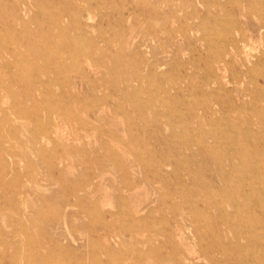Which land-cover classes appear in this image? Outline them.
<instances>
[{"label":"rangeland","instance_id":"rangeland-1","mask_svg":"<svg viewBox=\"0 0 264 264\" xmlns=\"http://www.w3.org/2000/svg\"><path fill=\"white\" fill-rule=\"evenodd\" d=\"M263 170L264 0H0V264H264Z\"/></svg>","mask_w":264,"mask_h":264},{"label":"bare ground","instance_id":"bare-ground-1","mask_svg":"<svg viewBox=\"0 0 264 264\" xmlns=\"http://www.w3.org/2000/svg\"><path fill=\"white\" fill-rule=\"evenodd\" d=\"M202 1V0H201ZM99 2V1H98ZM101 4V3H100ZM51 8V7H50ZM207 12H208V10H207ZM257 14V13H256ZM63 15V14H62ZM186 20V19H185ZM23 22H25V21H23ZM210 23V22H209ZM214 23H215V20H214ZM262 28V27H261ZM220 30V29H219ZM221 32H222V30H221ZM190 36V35H189ZM235 41V40H234ZM91 42V41H90ZM52 47H55V48H59V47H61V44L60 43H58V42H56ZM201 48V47H200ZM21 52V51H20ZM220 57V56H219ZM21 59H22V57H20ZM24 60V59H23ZM248 61H251V58L248 60ZM30 62V61H29ZM147 65L150 67V64L149 63H147ZM257 66V63H254L253 62V67H249V72H252L253 71V69L255 68ZM73 67V66H72ZM258 72V71H257ZM157 84V83H156ZM260 85V84H259ZM178 113V112H177ZM180 113H181V111H180ZM183 113V112H182ZM260 113V112H259ZM220 120V119H219ZM71 121V120H70ZM217 121V120H216ZM221 121V120H220ZM202 122V121H201ZM131 123V122H130ZM171 123V122H170ZM217 124V123H216ZM212 127V126H211ZM213 130V129H212ZM205 137V136H204ZM53 138V137H52ZM214 141V140H213ZM136 144V143H135ZM224 149V148H223ZM127 154V153H126ZM244 154V153H243ZM210 155V154H209ZM125 156V155H124ZM37 158V157H36ZM125 158V157H124ZM200 161V160H199ZM12 163V162H11ZM193 163V162H192ZM243 164V163H242ZM50 165V164H49ZM255 165V164H254ZM53 166V165H52ZM257 168V167H256ZM254 171H256V169H254ZM264 171V170H263ZM258 172V171H257ZM78 174V173H77ZM255 176V175H254ZM250 179V178H249ZM232 180V179H231ZM209 186H210V184H209ZM210 188V187H209ZM235 193V192H234ZM236 195V194H235ZM61 198V197H60ZM68 201V200H67ZM69 203V202H68ZM222 203V202H221ZM202 209V208H201ZM223 210H224V208H223ZM127 212V211H126ZM143 215V214H142ZM224 216V215H223ZM142 217V216H141ZM145 218V217H144ZM245 221V220H244ZM119 224V223H118ZM245 226V225H244ZM254 227V226H253ZM249 230V229H248ZM251 233V232H250ZM33 234V233H32ZM27 240V239H26ZM50 240V239H49ZM55 241V240H54ZM99 244V243H98ZM100 245V244H99ZM257 246V245H256ZM74 247V246H73ZM105 247V246H104ZM79 248V247H78ZM256 248V247H255ZM82 249V248H81ZM256 252V251H255ZM148 254H149V252H148ZM156 254V253H155ZM259 254V253H258ZM145 261V260H144ZM263 262V261H262ZM70 264V263H69Z\"/></svg>","mask_w":264,"mask_h":264}]
</instances>
